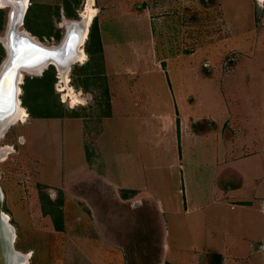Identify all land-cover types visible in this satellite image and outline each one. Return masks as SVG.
Returning <instances> with one entry per match:
<instances>
[{
	"label": "rangeland",
	"instance_id": "rangeland-1",
	"mask_svg": "<svg viewBox=\"0 0 264 264\" xmlns=\"http://www.w3.org/2000/svg\"><path fill=\"white\" fill-rule=\"evenodd\" d=\"M12 1L16 8L21 2ZM257 1H93L97 13L91 24L95 18L108 63V86L115 93L114 117L103 119L108 100L101 56L90 62L87 56L68 74L70 86L81 95L79 103L63 100L58 74L53 93L43 96L60 118L31 120L28 116L0 139V148L11 147L0 158L2 210L14 228L15 250L30 255L26 264H159L157 242L163 236L174 253L169 259L177 263L191 260L189 252L194 248L227 245V251L240 255L229 246L234 241L222 232L206 233L203 227L210 224L197 228L206 210L184 215L179 204L178 215L172 212L175 195L179 202H187V208L189 202L208 201L203 189L208 191L217 178L216 163L210 164L218 155L212 152L217 148L224 152L213 139H205L201 132L195 138L183 128L178 160L177 131L165 122L172 121L177 111L180 117L188 114L203 125L208 114H224L226 104L234 109L232 114H239L240 107L244 110L248 116L242 115L243 123L250 120L258 130L264 127L258 120L263 121L264 113L258 108L264 103V9H258ZM86 2L29 0L23 25L42 44H57L65 30L61 26L64 9L80 15ZM7 4L0 7V37L9 10L15 8ZM88 38L84 50L87 44L95 51ZM95 62L100 64L98 69ZM42 74L25 75L23 82ZM98 152L104 154L110 181L144 186L149 199L136 207L131 200L119 204L113 192L92 190L102 167ZM252 161L257 169L259 161ZM40 192L52 201L62 200V231L42 215ZM156 199L164 202V214L157 212ZM125 212L135 224L129 217L121 220ZM138 221L146 227L140 230ZM215 228L225 229L222 223Z\"/></svg>",
	"mask_w": 264,
	"mask_h": 264
},
{
	"label": "crops",
	"instance_id": "crops-1",
	"mask_svg": "<svg viewBox=\"0 0 264 264\" xmlns=\"http://www.w3.org/2000/svg\"><path fill=\"white\" fill-rule=\"evenodd\" d=\"M257 6L259 10L264 9V1L262 3L257 1ZM207 65L209 66L208 61ZM103 67L104 74L101 77L106 80L110 105L109 115L103 118L105 120L114 117L112 99L115 93L114 89L112 91L110 86H108L111 83L109 81V69L107 60L105 59L104 47ZM228 107L229 105L227 106L226 104L223 106L224 114H208L205 117L206 122L199 126V122L193 121V117L185 113L180 117L177 111L172 121L168 120L165 122L170 128L177 131L178 152H176V156L178 154V160H181L182 157L180 138L183 128L187 135L195 138L198 132H201L200 135L205 137V139H213V142L219 148L221 146L224 152L218 151V148L212 152V154L218 155L214 157V161L210 164L212 166L214 162L216 163L214 168L216 169L217 178L207 188L208 191H206V188L203 189V198H207L208 201H203V204L195 201L189 202L188 209L186 207L187 202L185 200L182 203L179 202L180 198L175 195L173 203H175L176 208L172 212L178 215L180 212L179 204L183 208L184 215L188 212L196 213L206 210V217L204 216L196 222L198 224L197 228L201 230L202 224H210L209 227H203L206 233L213 236L216 233L222 232L226 238L230 239L229 241H234L232 243L229 242V246L232 248V251L238 252L240 255L237 257L231 251H227V245L223 249L206 247V249L198 250L194 248L189 252L191 253V260L177 263V260L169 259L174 253L171 252V248L167 245L166 240L164 241L165 236H163L162 241L160 243L157 242L160 249L158 254L160 258L159 264H254L253 260L256 261V264H264V127L258 130L250 120L243 123L242 115H244V110L240 107L238 109L240 111L239 114L237 112L232 114L231 111L234 109L230 110ZM258 108L259 111H263L264 103L262 107L259 105ZM262 115L263 121L261 117L258 120L264 126V113ZM259 116L261 115L259 114ZM91 139L94 143H97L95 138L92 137ZM204 145L207 146L206 143ZM81 155L84 157L83 146ZM220 156L221 159L219 160L218 157ZM98 157L102 165V167L100 166L101 173L97 176V183L92 182L95 185L91 187L92 190H96L97 192H113L115 197L119 199V204H126L131 200L136 207L143 204L145 199H149L150 194L144 186L110 181L108 176H106L107 170L105 166L107 165L104 160V154L98 152ZM253 158L259 161L257 169L253 166ZM178 168H182V165L179 164ZM86 173L88 174L89 172ZM93 175L95 176L94 172ZM182 175L183 173L181 172V178ZM216 180L218 183H215ZM120 191L123 193L122 197L118 194ZM156 200L157 212L164 214V202L160 199ZM169 207L170 205L167 206V208ZM128 215L125 212V216L120 217L121 220L129 217ZM119 216L117 215V217ZM129 218L132 224L136 223L134 218ZM217 223H222V226L226 230L218 231L215 228L217 227ZM137 224L140 230L146 227L142 221H138ZM187 226L188 224L182 228H186ZM114 245L116 246V244Z\"/></svg>",
	"mask_w": 264,
	"mask_h": 264
},
{
	"label": "water",
	"instance_id": "water-1",
	"mask_svg": "<svg viewBox=\"0 0 264 264\" xmlns=\"http://www.w3.org/2000/svg\"><path fill=\"white\" fill-rule=\"evenodd\" d=\"M17 3L18 10H9L4 34L0 37V44L5 51L4 59L0 63V136H4L17 121L16 113L22 105L21 86L26 73L31 72L35 73L34 76H39L48 67H53L57 78L62 71H68L69 74L71 66L76 63L74 58L78 47L82 46L83 49L85 44L81 43V31L78 30V24H74V19L69 22V32L65 27L64 34L57 44L47 46L36 41L35 37L27 35L29 32L23 28L26 8L22 7L20 1ZM7 6L14 4L9 2ZM77 16L75 21L79 23L80 30H83L84 22L79 18V14ZM88 33L89 28L87 36ZM2 202L3 193L0 188V264H13L15 256L21 259L24 255L14 248V228L4 220Z\"/></svg>",
	"mask_w": 264,
	"mask_h": 264
},
{
	"label": "trees",
	"instance_id": "trees-1",
	"mask_svg": "<svg viewBox=\"0 0 264 264\" xmlns=\"http://www.w3.org/2000/svg\"><path fill=\"white\" fill-rule=\"evenodd\" d=\"M210 1L212 3L213 0H205L207 4H210L209 3ZM66 5H67V1H66ZM66 9L68 8L66 7ZM63 12H65L63 13L64 14L63 16L66 19L75 20V15L77 16V14L70 13L67 10L65 11V9ZM0 13H1V10H0ZM23 26L27 32H30L31 36H34L33 34L35 33H33V31L27 26L26 23ZM98 28H99L98 25H96V19L94 18L91 24L89 34H88V37H89L88 40L90 41L91 45L93 46L96 45V50L95 51L91 50L90 47L89 46L87 47V44H86L85 52L89 58V62H90V59L95 61V60H98V58L101 56V59L100 58L99 59L101 60V64H103V58H102L103 52L101 48L100 33H99ZM58 37L59 35H56V38ZM93 55L95 56L93 57ZM4 56H5V51L0 44V63L4 59ZM94 65L98 69L100 64L98 62H95ZM100 67L102 69V66ZM54 71L55 70L53 67H48L43 72L40 78H31V79L26 78L22 84L21 89L23 91V96L21 98V102H22V106L26 109L27 114L31 120H46V119L60 118V115L57 116L56 112L53 110V107L52 108L48 107L47 105L48 100L45 99L43 96L44 94L50 95L53 93V85H54V82L56 81V75ZM104 95L107 97V100H108L107 110L104 116H108L110 105H109V99H108L109 94L106 88L104 89ZM41 104L44 105V107L40 106ZM40 193H39V199L41 202L40 209H41L42 215L50 218L53 224V227L56 231H62L63 229L62 212L59 209L61 207L62 200L59 198L56 201H52L48 198L47 195H44L43 193L40 194Z\"/></svg>",
	"mask_w": 264,
	"mask_h": 264
},
{
	"label": "bare ground",
	"instance_id": "bare-ground-1",
	"mask_svg": "<svg viewBox=\"0 0 264 264\" xmlns=\"http://www.w3.org/2000/svg\"><path fill=\"white\" fill-rule=\"evenodd\" d=\"M93 1L94 0H87V2H86L87 4H86V7H85L84 11H82L80 13V15H79L80 18L84 22L83 30H80L79 23L74 22V24H78V30L81 31V35H80L81 43L86 41V38L88 37L87 36L88 28H89V26L91 24V21H92L93 17L97 13V9L94 7ZM258 1L261 2V3L263 2V0H258ZM4 2L5 1H1L0 0V7H4V5L9 3V2H12V4L14 3L12 0H7L5 3ZM21 3H22V7L24 9L26 8V10H27V8L29 6V0H21ZM17 8H18V6H17ZM17 8L15 7L13 10H16ZM69 22L70 21H68L66 19H63V22L61 24L62 28L67 27L66 29H67L68 32H69V29H70V27H69L70 23ZM27 35L31 36L29 33ZM86 59H87V55H86V52H85L84 48L82 49V46H79L77 54H76V56L74 58V62H76L78 64H83L86 61ZM26 75H35V73L27 72ZM59 79H60V82L63 85L61 87V89L59 90V92L62 93L63 100L68 98L70 100L71 105H75L76 103H79V100H81V97H80L81 95H80V93H76L74 91V89L70 86V84H69L70 80H69L68 71L60 72L59 73ZM16 117H17V121H15V123L16 122L24 123L26 121V119L28 118L27 111L22 105L19 106V109H18V111L16 113ZM0 137H3V136H0ZM10 148H11L10 146L6 145V146H4L3 148L0 149V158L2 160L5 158V154L10 152V150H9ZM4 218H5L4 219L5 222L9 223L8 219H7V218H9V216L7 214H4ZM12 239H13V242H14V236L12 237ZM29 256H30L29 254L28 255L25 254L24 257L21 258V259H20V257L15 256L13 264H26L27 263V259H28Z\"/></svg>",
	"mask_w": 264,
	"mask_h": 264
},
{
	"label": "flooded vegetation",
	"instance_id": "flooded-vegetation-1",
	"mask_svg": "<svg viewBox=\"0 0 264 264\" xmlns=\"http://www.w3.org/2000/svg\"><path fill=\"white\" fill-rule=\"evenodd\" d=\"M1 138H2V137H0V139H1ZM2 148H3V147H2ZM0 149H1V148H0ZM4 214H6V213H4ZM4 214H3V215H4ZM7 219H8V222H9L10 219H9V218H7ZM14 242H15V235H14Z\"/></svg>",
	"mask_w": 264,
	"mask_h": 264
}]
</instances>
